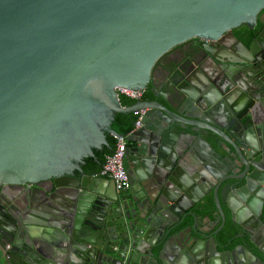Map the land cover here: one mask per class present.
Returning <instances> with one entry per match:
<instances>
[{
    "label": "water",
    "instance_id": "water-1",
    "mask_svg": "<svg viewBox=\"0 0 264 264\" xmlns=\"http://www.w3.org/2000/svg\"><path fill=\"white\" fill-rule=\"evenodd\" d=\"M262 10L0 0V247L11 264H264ZM239 26L254 30L247 44ZM191 38L214 47L196 53L195 82L157 90L155 67ZM147 84L154 100L120 106L116 88ZM127 131L128 188L117 191L86 169ZM224 210L237 234L221 242Z\"/></svg>",
    "mask_w": 264,
    "mask_h": 264
},
{
    "label": "flooded vegetation",
    "instance_id": "flooded-vegetation-1",
    "mask_svg": "<svg viewBox=\"0 0 264 264\" xmlns=\"http://www.w3.org/2000/svg\"><path fill=\"white\" fill-rule=\"evenodd\" d=\"M263 12L264 10H262L260 14ZM239 27L232 29L231 32L236 39L242 42V39L238 37V35H240L241 33L236 34V30ZM256 27H258V23H256ZM252 32L254 33V30ZM246 35L247 34H244L243 38H245ZM253 35H251V38ZM200 47H203L208 51H212L214 49L213 45L202 43L200 40H196V38H191L174 46L168 52V54H166L165 57L162 58V60L160 61V63H158L152 73V81L155 88L157 90H166L169 83H179L180 88L186 89L187 85L183 83V80H186L189 83H194L196 79V53L198 52V54L203 57V54L199 52ZM178 73L180 74V76L178 75ZM150 89L151 86L147 84L146 90L143 93H146L147 96L149 95V97H146L145 99L143 98L144 100H141V95L138 101L143 102L154 100L153 96L150 94ZM156 100L160 102V99ZM209 201H211L209 198H204V206L208 211L211 210L208 206Z\"/></svg>",
    "mask_w": 264,
    "mask_h": 264
},
{
    "label": "built area",
    "instance_id": "built-area-1",
    "mask_svg": "<svg viewBox=\"0 0 264 264\" xmlns=\"http://www.w3.org/2000/svg\"><path fill=\"white\" fill-rule=\"evenodd\" d=\"M117 95H121L129 100L137 102L142 95V91L129 90L124 88H116ZM143 111H136L133 115L136 116L134 121V128L139 127V120ZM129 133L120 137H112L114 139V146L109 154H106L101 164L99 175L109 179L115 188V190H123L128 188V179L126 173L122 167V158L125 151V137Z\"/></svg>",
    "mask_w": 264,
    "mask_h": 264
},
{
    "label": "trees",
    "instance_id": "trees-1",
    "mask_svg": "<svg viewBox=\"0 0 264 264\" xmlns=\"http://www.w3.org/2000/svg\"><path fill=\"white\" fill-rule=\"evenodd\" d=\"M235 33V32H234ZM243 34V35H238V37L240 39H242V42L244 44H247L248 41L251 39V35H253L254 33L248 29H246L245 27H239L237 30H236V34ZM244 34H247L245 38L244 37ZM146 97H149V95L147 96L146 93H142V97H141V100H144ZM144 98V99H143ZM118 101H119V104L120 106L122 107H127V106H130L132 105L135 101H132V100H129L121 95H118ZM133 115V114H132ZM135 116V115H134ZM136 119V116L134 118V121ZM132 129V128H131ZM130 129V130H131ZM129 130V131H130ZM129 131H127L126 133H124L123 135L127 134ZM108 145L110 146V152L112 151L113 149V146H114V139L112 138V136H108ZM110 152H107V151H102L101 154H100V158H99V166L97 165H91V166H88L87 167V172L89 173H92V174H98L99 173V170H100V167H101V164L103 162V158L106 154H109ZM209 208L212 209L213 205H212V202L209 201ZM237 234V231L236 229L230 227V224H224V227L223 229L218 233V239L221 241V242H224V241H227L229 239H232L234 238V236ZM239 243V240L238 239H233L231 244H230V247L231 246H234L236 244Z\"/></svg>",
    "mask_w": 264,
    "mask_h": 264
},
{
    "label": "crops",
    "instance_id": "crops-1",
    "mask_svg": "<svg viewBox=\"0 0 264 264\" xmlns=\"http://www.w3.org/2000/svg\"><path fill=\"white\" fill-rule=\"evenodd\" d=\"M94 175H96L99 178H104V177L100 176L99 173L94 174ZM222 207L224 209V206H222ZM224 212H225V224H230L231 221L229 219V214L225 210H224ZM214 216H215L214 211L212 212V214H209V222H210V226L212 229H215L220 223L219 219H217V218L215 219ZM204 222H205V220H202V224H204ZM200 224H201V222L198 224V226ZM0 264H11L9 262V260L7 259V256L5 255L4 251L1 249V247H0Z\"/></svg>",
    "mask_w": 264,
    "mask_h": 264
}]
</instances>
